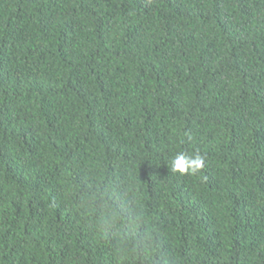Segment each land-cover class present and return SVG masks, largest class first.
<instances>
[{"label": "trees", "instance_id": "1", "mask_svg": "<svg viewBox=\"0 0 264 264\" xmlns=\"http://www.w3.org/2000/svg\"><path fill=\"white\" fill-rule=\"evenodd\" d=\"M0 264H264V0H0Z\"/></svg>", "mask_w": 264, "mask_h": 264}, {"label": "clouds", "instance_id": "2", "mask_svg": "<svg viewBox=\"0 0 264 264\" xmlns=\"http://www.w3.org/2000/svg\"><path fill=\"white\" fill-rule=\"evenodd\" d=\"M205 165V157L199 152H177L168 162L167 168L180 176L197 175Z\"/></svg>", "mask_w": 264, "mask_h": 264}]
</instances>
